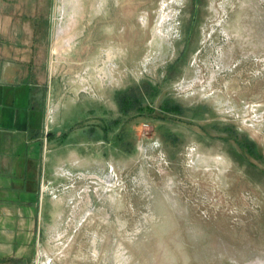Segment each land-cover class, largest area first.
<instances>
[{"label": "rangeland", "instance_id": "rangeland-1", "mask_svg": "<svg viewBox=\"0 0 264 264\" xmlns=\"http://www.w3.org/2000/svg\"><path fill=\"white\" fill-rule=\"evenodd\" d=\"M3 70L85 118L34 255L0 264H264V0H0Z\"/></svg>", "mask_w": 264, "mask_h": 264}, {"label": "crops", "instance_id": "crops-1", "mask_svg": "<svg viewBox=\"0 0 264 264\" xmlns=\"http://www.w3.org/2000/svg\"><path fill=\"white\" fill-rule=\"evenodd\" d=\"M0 72V260L36 251L51 188L82 147L83 106L54 102L52 90ZM76 163V162H75Z\"/></svg>", "mask_w": 264, "mask_h": 264}, {"label": "trees", "instance_id": "trees-1", "mask_svg": "<svg viewBox=\"0 0 264 264\" xmlns=\"http://www.w3.org/2000/svg\"><path fill=\"white\" fill-rule=\"evenodd\" d=\"M143 88H145V93L149 92L145 86H143ZM137 93H138V95H140L139 94L140 92L137 91ZM137 93L134 94L132 91H130L129 93H127L128 95L125 96V98H124V96L118 97V101H119V105H120L121 110L125 114H128L132 110H140V112L143 111V112L147 113L146 114L147 116H152V114H155L154 109H152L151 107L144 104V101H145L144 95H143V105H142V103H141L142 99L140 96H137ZM159 111L164 113V114L175 113L178 115H182L184 113L183 109L179 105H176L172 101H168V100H165L162 103ZM244 148L250 155L256 156V152H257L256 148L253 145V143L250 142L249 140H245Z\"/></svg>", "mask_w": 264, "mask_h": 264}]
</instances>
